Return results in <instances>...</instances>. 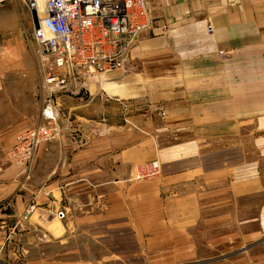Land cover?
<instances>
[{
    "label": "crops",
    "instance_id": "0c3cea01",
    "mask_svg": "<svg viewBox=\"0 0 264 264\" xmlns=\"http://www.w3.org/2000/svg\"><path fill=\"white\" fill-rule=\"evenodd\" d=\"M23 5L0 6V101L27 53L7 19L33 20ZM151 16L102 90L94 77L43 103L38 125L53 115L60 133L27 175L12 164L0 177V264L254 262L264 245V0H157ZM156 159L159 177L131 180Z\"/></svg>",
    "mask_w": 264,
    "mask_h": 264
},
{
    "label": "built area",
    "instance_id": "2783aa9c",
    "mask_svg": "<svg viewBox=\"0 0 264 264\" xmlns=\"http://www.w3.org/2000/svg\"><path fill=\"white\" fill-rule=\"evenodd\" d=\"M157 0H0V6L21 2L31 12L33 38L44 64V81L52 95H77V84L87 86L91 78L125 70L138 37L151 28V5ZM208 32H213L208 26ZM223 54V52H221ZM21 132L8 157L23 169L31 163L41 144L59 136L57 118ZM136 180L152 179L161 173L159 162L141 164ZM158 173V174H157ZM59 211V218L65 217Z\"/></svg>",
    "mask_w": 264,
    "mask_h": 264
},
{
    "label": "rangeland",
    "instance_id": "374dc122",
    "mask_svg": "<svg viewBox=\"0 0 264 264\" xmlns=\"http://www.w3.org/2000/svg\"><path fill=\"white\" fill-rule=\"evenodd\" d=\"M19 9L23 10V8H19ZM15 13L16 14L10 13L7 16V19L9 20L11 27H14L15 29H18V27L21 25L20 27L22 29L23 36H25L26 38L27 53L25 54L23 60L21 59L19 62H17L18 66L16 67L15 71L9 73L10 85L8 86V94H6V98L4 99V101H0V177L1 175H3L5 169L13 166L12 164L20 167V165L14 163L8 157V150L15 143L18 135L24 131L23 129L18 127L19 126L18 123H21L23 119L22 118L23 113L31 120L30 128L38 126V124H41L40 123L41 116L43 115V103L45 104L47 102V104H49L50 100H52L51 98L54 97L53 95L58 93L57 92L53 95L51 92L48 93L49 90L44 81V74H45L44 64L42 62V59L40 58L38 46L36 45L33 38V32L35 28V23L33 21L34 19L32 20L31 18L29 21V19L26 16L22 15L21 17L20 15L17 14V12ZM27 13L29 15L28 11ZM106 76L107 74L104 75L103 77L97 78L98 79L97 85L98 87H100V89H101L100 83L103 82ZM81 88H83V86L77 84L76 89L79 90V93L77 95L82 93L83 90H81ZM45 92H47L46 99L44 96ZM50 95L52 97H50ZM77 95H73V96H77ZM108 98L115 100L116 102L118 101L120 102V100H118L117 98H113V97L111 98L110 96H108ZM120 103L124 108L125 107L127 108V106L129 108V105L127 103L125 104V102L123 101ZM40 113L42 115H40ZM123 121L129 127L136 129L139 128L135 123V121L132 118L129 119L128 116H125ZM13 126H16L14 130L15 132L13 131L14 133L13 132H11L12 134L4 133L8 129L13 130L14 129ZM262 135L264 136V133ZM13 137H14V142L11 145L10 143H8V139H12ZM259 137L262 136L259 135ZM260 155L261 154H258L257 152V154H255L253 158L258 160V156ZM259 159L261 158L259 157ZM154 161L159 162V164L161 165L158 159L149 162H154ZM140 165L134 167L133 169L134 172L136 171L137 167H140ZM27 170L28 169L24 168L22 171L23 173L21 174L27 175L30 172V171L27 172ZM134 172L131 176V180H136L134 179L136 176ZM160 174L155 175L153 177L154 178L159 177ZM146 180H150V179H146ZM136 181H140V180H136ZM19 187H21V185H19ZM251 253L252 254L250 255L251 256L254 255L255 258L254 262L251 264H264V245L257 248L255 251ZM230 257L231 256L226 257L225 259L227 260H220L222 262L219 261L218 264H238V263L242 264V262H244L242 259L239 260L236 257H232V258ZM197 264H206V263H197Z\"/></svg>",
    "mask_w": 264,
    "mask_h": 264
}]
</instances>
